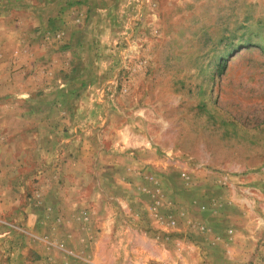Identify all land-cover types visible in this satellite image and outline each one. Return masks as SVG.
Masks as SVG:
<instances>
[{
	"label": "rangeland",
	"instance_id": "obj_1",
	"mask_svg": "<svg viewBox=\"0 0 264 264\" xmlns=\"http://www.w3.org/2000/svg\"><path fill=\"white\" fill-rule=\"evenodd\" d=\"M58 72L116 76L110 122L135 118L147 139L136 143L141 158L167 166V186L136 191L120 223L126 234L103 243L85 223L72 238L67 222L43 240L21 236L52 226L28 221L24 204L49 176L45 166L58 165L35 153L38 135L57 131L48 105L73 100L54 95ZM71 149L61 150L66 159ZM213 234L254 237L246 245ZM40 256L39 264H264V0H0V264Z\"/></svg>",
	"mask_w": 264,
	"mask_h": 264
},
{
	"label": "crops",
	"instance_id": "obj_2",
	"mask_svg": "<svg viewBox=\"0 0 264 264\" xmlns=\"http://www.w3.org/2000/svg\"><path fill=\"white\" fill-rule=\"evenodd\" d=\"M53 75L57 80L52 89L54 95L62 96L67 91L73 100L66 106V102L62 104L56 98L51 101L54 104L48 105L53 106L57 115H54L55 122H46L53 131L55 128L57 131L52 135H38L39 147L35 153L58 165L55 168L45 166L50 170L45 174L40 169L39 174L49 176L41 179L42 185H38L31 195L32 202L24 204L28 221L34 217L37 222H44L48 217L46 222H51L52 226H47L44 234H29L23 230L21 236L25 242L30 237L43 240L42 235L59 234L60 223L67 222L70 229L66 237L72 238L74 234H80L79 223H85V234H96L103 243L107 234H126L120 223L129 221L124 218L128 213L125 207L136 209V191H157L160 184L167 186L164 180L167 166L154 156L147 160L141 158L142 153L138 151L136 143L144 144L147 139L146 136L136 135L135 118L122 127H113L110 122L107 92L111 86L118 85L114 81L116 76L109 80L106 72H58L57 76ZM69 79L72 82L70 91L67 90ZM56 104L58 107L54 106ZM65 127L69 129L67 133L63 132ZM45 142L52 144L51 149L48 147L50 151L41 145ZM66 147L72 148L68 152L69 159L65 158L64 153L67 152L61 151ZM39 174L38 178L42 177ZM133 214L136 213L133 211ZM213 236L216 241L231 238L234 243L244 239L242 242L247 245L254 234ZM37 244L38 241H34L35 247H32L36 253V248L39 249ZM24 247L27 251L28 247ZM41 260L43 257L40 256L35 262L39 264Z\"/></svg>",
	"mask_w": 264,
	"mask_h": 264
}]
</instances>
